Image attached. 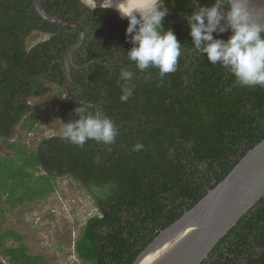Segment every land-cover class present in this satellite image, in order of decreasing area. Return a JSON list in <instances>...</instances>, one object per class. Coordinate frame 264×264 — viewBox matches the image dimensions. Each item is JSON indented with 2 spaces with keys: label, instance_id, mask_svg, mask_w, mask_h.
Instances as JSON below:
<instances>
[{
  "label": "trees",
  "instance_id": "1",
  "mask_svg": "<svg viewBox=\"0 0 264 264\" xmlns=\"http://www.w3.org/2000/svg\"><path fill=\"white\" fill-rule=\"evenodd\" d=\"M34 1L0 0V258L7 264H47L44 254L30 253L38 231L26 218L19 231L10 216L19 208L22 215L33 211L29 204L42 202L43 209L58 179L71 178L98 213L81 225L76 239L67 225L58 237L59 247L74 254L70 264H133L264 139V88L240 87L220 62L213 65L206 53L195 51L187 17L216 0H164L163 29L174 32L182 55L177 71L163 80L158 68L141 72L128 58L134 47L126 34L129 21L116 11L82 0H42L52 16L85 28L80 68H72L68 85L83 103L76 105L65 96V75L56 59L66 55L79 32L42 19ZM220 11L227 14V0H221ZM224 27L214 39L226 42L233 35ZM32 32L45 37L27 43ZM91 59L100 63L83 67ZM121 69L134 73L135 91L126 103L120 100ZM49 90L55 93L51 108L33 114L31 100ZM80 107L113 119L119 130L115 143L89 140L81 148L63 137L64 123L78 120ZM53 119L57 134L29 146L26 136ZM136 144L142 150H134ZM10 237L18 245L7 244ZM201 264H264V197Z\"/></svg>",
  "mask_w": 264,
  "mask_h": 264
},
{
  "label": "clouds",
  "instance_id": "2",
  "mask_svg": "<svg viewBox=\"0 0 264 264\" xmlns=\"http://www.w3.org/2000/svg\"><path fill=\"white\" fill-rule=\"evenodd\" d=\"M227 3L226 15L220 11L221 0H216L212 7H201L187 17L195 51L206 53L213 65L220 62L240 87L264 88V27L251 21L248 0H227ZM100 6L111 7L112 0H104ZM116 8L121 17L129 21L126 34L131 36L134 47L128 53V58L136 63L137 69L144 72L150 67L158 68L161 80L167 74L176 72L182 55L181 44L171 29H163L162 21L168 15L164 0H143L138 4L122 0L116 4ZM223 20H227L233 32L226 42L214 39L212 35L217 29L221 33L227 30L221 26ZM133 76L131 71L120 70L119 80L125 81L121 84L120 100L123 103L134 94ZM147 79H151V74ZM75 111L80 118L64 123L62 130L63 137L71 144L82 148L89 140L106 145L115 143L119 130L113 119L103 113L91 112L86 107ZM142 148L141 144L134 145L136 151Z\"/></svg>",
  "mask_w": 264,
  "mask_h": 264
},
{
  "label": "water",
  "instance_id": "3",
  "mask_svg": "<svg viewBox=\"0 0 264 264\" xmlns=\"http://www.w3.org/2000/svg\"><path fill=\"white\" fill-rule=\"evenodd\" d=\"M34 6L39 16L48 23L61 28H74L79 32L77 41L66 53L63 85L66 98L79 104L70 94L68 85L72 55L85 40L84 25L52 16L43 8L42 0H35ZM248 7L252 14L251 21L264 27V0H248ZM109 8L120 13L113 6ZM224 26H228L227 20ZM263 197L264 139L194 208L163 230L133 264H201L220 240Z\"/></svg>",
  "mask_w": 264,
  "mask_h": 264
},
{
  "label": "rangeland",
  "instance_id": "4",
  "mask_svg": "<svg viewBox=\"0 0 264 264\" xmlns=\"http://www.w3.org/2000/svg\"><path fill=\"white\" fill-rule=\"evenodd\" d=\"M85 3L94 9L97 4L91 3L90 0ZM38 37L41 39L45 36L38 34L36 38ZM54 99L55 93L52 90L45 92L41 97L32 99L31 112L35 114L40 110L44 111L45 109H50ZM57 124L59 123L55 119L48 121L46 124L39 123L36 131L26 136V139L29 140V146L33 147L37 145L38 141L43 137L57 134L54 129ZM15 140H17V137H15L13 141ZM1 145H3V151L9 153L6 145ZM10 154L13 155V153ZM45 204L43 209L42 202L41 204L39 203L37 207H35L34 204H29V207H31L33 211L30 212L27 209L24 215H22L20 208L17 209L14 214L10 216L11 222L9 220V223H13L11 225L12 227H17L19 231H22L21 219L26 218V222L31 230L38 231V237L34 247L30 249L32 255L36 252L44 254L47 264H70L72 260L75 259L74 254L70 257L66 251L59 247L60 239L58 237L61 236V232L65 231L64 227L67 225V228L70 230L69 235L72 233L73 238L76 239L81 225H83L89 217L97 214L98 209L87 192L71 178L58 179L57 192L47 199ZM11 226H7V228ZM8 230L12 231L13 229L9 228L7 231ZM7 244L18 245L17 241L12 237H10ZM1 260L3 263L7 264L6 260ZM22 263H26V260H23Z\"/></svg>",
  "mask_w": 264,
  "mask_h": 264
},
{
  "label": "flooded vegetation",
  "instance_id": "5",
  "mask_svg": "<svg viewBox=\"0 0 264 264\" xmlns=\"http://www.w3.org/2000/svg\"><path fill=\"white\" fill-rule=\"evenodd\" d=\"M84 1H89V0H82V2L84 3ZM91 3H97L96 6H95V9H100L102 8L100 5L102 3H104V0H90ZM99 4V5H98ZM107 6V4H105V7ZM165 6V5H164ZM166 7V6H165ZM107 9H110L109 7ZM162 10V9H161ZM118 13V12H117ZM119 15H121L120 13H118ZM121 17V16H120ZM122 18V17H121ZM60 19V18H59ZM122 19H127V18H122ZM62 20V19H61ZM163 23V22H162ZM37 34H41V33H37ZM43 35V34H42ZM37 36V35H36ZM35 36V32H32L28 38V41L27 43H29V41H32V39L36 42H38L40 39L39 37L36 38ZM32 48V47H31ZM80 48L77 50L79 51ZM77 51L74 52V54L72 55V61L70 62V65H71V69L74 67V68H80L78 65H76L78 62L80 63V51H79V54H77ZM65 57L66 55H64V57H58L56 59V62L57 63H60L61 64V67H62V70L64 72V68L66 67V60H65ZM95 63H100L98 60L96 59H91V61L89 63H87L86 65H84L83 67H86V66H89V65H93ZM65 75V74H64ZM71 75H72V70H71ZM79 102V101H78ZM79 104H83L81 102H79ZM78 105V104H76Z\"/></svg>",
  "mask_w": 264,
  "mask_h": 264
},
{
  "label": "bare ground",
  "instance_id": "6",
  "mask_svg": "<svg viewBox=\"0 0 264 264\" xmlns=\"http://www.w3.org/2000/svg\"><path fill=\"white\" fill-rule=\"evenodd\" d=\"M122 2V0H112V6L116 8V4ZM131 3H135V4H138V3H142L143 0H130ZM107 4V3H106ZM117 9V8H116Z\"/></svg>",
  "mask_w": 264,
  "mask_h": 264
}]
</instances>
